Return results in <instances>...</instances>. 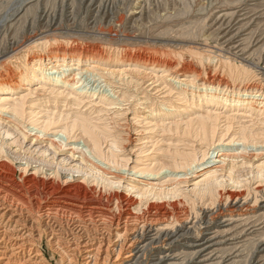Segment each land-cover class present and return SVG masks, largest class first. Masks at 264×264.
<instances>
[{
    "label": "bare ground",
    "instance_id": "6f19581e",
    "mask_svg": "<svg viewBox=\"0 0 264 264\" xmlns=\"http://www.w3.org/2000/svg\"><path fill=\"white\" fill-rule=\"evenodd\" d=\"M235 15L236 12L225 11L221 14V19H234ZM229 20L226 25L230 24ZM15 21L18 22V18ZM233 29H230V25L221 29L222 42L232 45V50L243 54L246 50L241 48L242 38L238 39L243 28L234 29L235 32ZM46 33H41L38 39L34 38L35 42L48 38ZM22 48L23 46L17 50L13 49L11 53V57L18 54L23 58L20 67L16 68L17 72L8 68L0 75V118H4L0 125L14 123L19 117L23 119L22 106L13 98H16L14 95L20 88L28 90V84H34L36 91L48 92L55 97L56 102L61 100L75 110L81 107L85 108L84 110L97 111L95 118L76 111L70 124H64L63 130L53 133L55 139L58 137L61 143H65L63 148L71 143L77 144L71 146L70 151L76 150L79 156L75 158V153L71 152L69 157L75 158L73 160L89 170L91 180L86 174L79 177L81 181L70 175L67 177L69 182L66 183L58 170H47L39 165L31 168L32 163L29 161L22 163L23 167H18V161H13L7 156L0 157V264H235L243 245L254 237H259V256L255 264H264V205L261 206L262 213L257 216L248 215L242 211L245 207L242 195L235 196V193H232L223 197L224 203L212 209L208 208L190 220L183 211L175 207L176 205H173L172 210H168L162 203L146 201L143 204L142 201L149 193L159 197V201L168 195L174 196L178 193L180 183L175 182V185L165 190L167 186L158 188L155 187L156 183L149 180H137L141 184L137 186L132 183V178L126 189L134 192L137 196L135 198L113 190L114 186H119L124 179L121 175L126 171V164L116 162L109 151H103V139H110V142L115 144L117 138L110 126L112 120L107 123V120H102L98 114L107 112L104 111L105 108L118 107L125 99L126 93L116 91L114 84L108 80H111L112 76L116 77L115 75L120 78L126 72L136 74L142 71L146 66L144 61L125 60L124 57L98 53L86 57L81 52L60 55L52 50L53 46L43 48L44 52L30 53L27 47L25 51ZM245 57L242 60H246ZM228 58L222 59L226 65L230 63ZM82 62L92 64L81 68ZM71 63L76 66L70 68ZM112 65L117 69H111ZM150 66L147 69L154 74L156 81L163 85L167 97L161 100L155 97L156 103L148 97H141L142 101L148 104L151 113L152 119L147 124L154 129H172L184 137L193 134L196 143L203 144V151L199 152L203 158L211 156L208 149L212 151L216 158L212 162L218 165L209 167L208 162L207 169L193 187L194 189L203 186L197 194L203 197L207 194L212 196L220 183V175L217 173L227 171V174L232 176L234 172L233 165L226 167L227 170L223 167L230 158L227 150L222 152L213 149L214 142L219 144L224 138L223 135L216 136L217 122L222 117L228 119V112L236 115L242 113L241 117H253L255 113L252 121L264 130V80L257 77L260 82L252 83V80L248 84L246 81L244 87L238 88L214 85L212 82L198 85L195 77L183 75L179 79L172 76V71ZM228 66V71L235 80H248L253 77L251 70L244 67L245 65H235L233 69L234 65ZM98 80L103 82L102 91L101 88L98 89V84L94 88V84L89 86L91 81L97 83ZM128 80L126 78L123 81L126 84L132 82L131 78ZM104 91L107 95L103 94ZM155 105L165 110L155 112ZM201 108L207 109L206 119L183 116L185 113L193 115ZM7 111L9 114H1ZM169 115L175 116L174 123H166ZM197 122L199 123L196 124ZM194 123L197 125L195 128ZM52 128V121L47 120L30 128L35 131L34 134L26 131L20 133L23 139L32 137L33 143L45 140L41 136ZM3 133L7 137L11 136L7 131ZM247 137L256 143L253 136ZM78 138L82 140V146L76 143ZM46 142L50 145L49 149L56 147L51 139ZM241 144V150L248 147L245 139ZM173 154L174 168L186 170L190 167L189 172L196 162V158L192 161L191 158L200 157L196 150L191 155L185 152ZM48 166L46 165L47 168ZM263 167V162L256 166L261 172ZM119 169L121 175L111 172ZM144 172L146 169L132 167V175L141 176ZM158 175L159 173L151 172L147 176L156 178Z\"/></svg>",
    "mask_w": 264,
    "mask_h": 264
},
{
    "label": "rangeland",
    "instance_id": "374dc122",
    "mask_svg": "<svg viewBox=\"0 0 264 264\" xmlns=\"http://www.w3.org/2000/svg\"><path fill=\"white\" fill-rule=\"evenodd\" d=\"M263 10L264 0H0V75L8 68L17 72L16 68L20 67L23 58L18 54L11 57V53L13 49L17 47L19 49L21 46H23V51L27 47L30 50H27L29 53L44 52L48 46H53L52 50L59 54L81 52L86 57L98 53L105 56L124 57L125 60L144 61L146 66L141 69L142 71L136 74L126 72L124 76H121L122 79L119 78V75H115L116 77L112 76L114 78L111 77V80H108L114 84L116 91L121 90L126 93L125 99L118 107L105 108L104 111L107 110V112L98 114L102 120H107V123L112 120L110 126L117 138L115 144L110 142V139H103L102 141L105 142L103 151H109L115 157L116 162L126 164V171H122L124 175H121L120 169L111 170V172L124 177L120 185L114 186L113 190L116 193L127 194V197L135 198L137 196L134 192H129L126 189L132 178L134 179L132 183L137 186H141L137 180H149V182L156 183L155 187L164 188L167 186L165 190L180 183L178 193L174 196L168 195L159 201V197L149 193L147 197L143 198V204L146 201L162 203L168 210H172L173 205H176L175 207L179 211H183L186 217L193 220L202 211L224 203V196L235 193L233 195L240 194V196L242 195L241 199L245 201L242 211L248 215L257 216L262 213L261 206L264 205V167L262 172L256 168L257 165L264 163V130L252 121L251 118H254L255 113L253 117L245 115L241 117L242 113L236 115V113L228 112V119L222 117L217 122L218 133L216 136L223 135L224 138L219 144L214 142L213 149L216 151L227 150L231 159L229 158L223 167L227 170L230 165H233L234 172L232 176H229L227 171L217 173L220 175L218 176L220 183L214 192L215 195L213 194L212 197L209 194V197L207 194L206 197H203V195L197 194L200 187L203 186L193 189L194 183L201 179L207 169L208 162H210L209 167L218 165L212 162L213 159H216L215 155L208 149L211 156L201 157L199 152L203 151L201 149L203 144L196 143L197 140L192 137V133V135L184 137L172 129L158 127L156 130L150 127L147 124L152 119L150 109L148 104L142 101V98L148 97L149 100L156 103L155 97L160 100L167 97L164 94L163 85L156 81L157 78L155 79L154 74L147 69L151 67L150 65L172 71V76L179 79L183 75L195 77L198 85L212 82L214 85L222 84L229 88H238L244 87L246 81L250 84L252 80V83L260 82L257 80L258 78L264 80ZM222 11L236 12V15L234 19H221V14L224 13ZM17 18L18 22L15 21ZM228 20L231 30L243 28V31L238 35V39L242 38L241 48L246 50L243 54L232 50L230 48L232 45H225L222 42L221 29L229 26L226 25ZM44 32H47L48 38L35 42L34 38L38 39ZM243 56L246 60H242ZM6 57L9 60H4ZM226 58L230 62L228 65H234L232 69L235 65L249 67L247 69L251 70V76H253L250 78L251 80H235L236 78L231 77L228 71L229 66L223 61ZM245 61H249V64ZM90 64L92 62L88 64L82 62L80 67L84 68ZM75 66L71 63L70 68ZM110 68L115 69L116 67L112 65ZM126 78L132 79V82H127L128 85L123 81ZM95 83L91 81L89 86L94 84V88L98 84V89L101 88L102 91L103 82L98 80ZM168 83L171 84V82ZM28 85L30 86L28 90L20 88L14 95L16 98H13L22 106L23 119L19 117L14 120V123L0 125V157L7 156L13 161H18L20 163L17 164L18 167H23L22 163L29 161L32 163L31 168L39 165L47 170H58L62 180L66 183L69 182L67 177L70 175L75 176L74 179L78 178V181H81L82 179L79 180V177L85 174L90 179L89 170L83 164L73 160L79 156V153L76 150L70 151V148L77 144L71 143L63 148L65 143H61V139L58 137L55 139L53 133L63 130L64 124H70L76 111L83 115H91L92 118L96 117L97 111L84 110L85 108L81 107L75 110L61 100L56 102L55 97L49 95L48 92L36 91L34 84ZM104 90L106 91L107 88ZM105 91L103 94L107 95ZM163 110H165L163 107L156 106L155 112ZM206 112V108H201L193 115L185 113L183 116H188L191 119H206ZM1 114L5 116L9 112ZM173 117L175 116L169 115V120L166 123H172V121L174 123ZM2 119L4 118H0V121ZM47 120L52 121L53 128L41 136L45 140L32 143V137L23 139L20 132L26 131L34 134L35 131L30 128L37 124H43ZM196 124L194 128L197 126ZM4 131H7L11 136H5ZM76 134L78 135L79 131ZM246 135L253 136L256 143ZM48 139H51L56 145L53 150L49 149L50 145L46 142ZM244 139L248 143V147L241 150L240 146ZM232 140L235 142H230ZM81 141L78 138L76 143L82 146ZM195 150L200 157L193 156L191 158V161L196 158L191 172L188 171L190 167L186 170L174 168L173 153L185 152L191 155ZM71 152L75 153V158L69 157ZM46 165H49L48 168ZM132 167L146 169V172L141 176L132 175ZM151 172L159 173V175L156 178H148L147 175ZM167 178L168 180L171 178L170 182ZM165 182H169V185ZM193 190L197 191L194 193ZM258 241L259 237H254L246 242L235 264H255L256 258L259 256Z\"/></svg>",
    "mask_w": 264,
    "mask_h": 264
}]
</instances>
